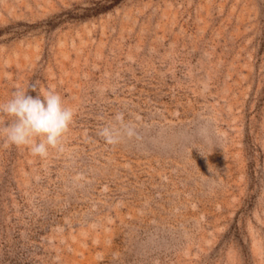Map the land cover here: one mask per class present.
I'll list each match as a JSON object with an SVG mask.
<instances>
[{"label":"rangeland","instance_id":"1","mask_svg":"<svg viewBox=\"0 0 264 264\" xmlns=\"http://www.w3.org/2000/svg\"><path fill=\"white\" fill-rule=\"evenodd\" d=\"M49 87L64 151L0 136V264H264V0H0V103Z\"/></svg>","mask_w":264,"mask_h":264},{"label":"clouds","instance_id":"2","mask_svg":"<svg viewBox=\"0 0 264 264\" xmlns=\"http://www.w3.org/2000/svg\"><path fill=\"white\" fill-rule=\"evenodd\" d=\"M38 86V82L33 83L31 88L36 90ZM39 92L40 95L34 98L24 89L17 88L11 99L0 103V116L11 118L10 123L0 127V136L4 138V146H24L33 156L45 158L50 148L64 151L62 138L75 113L53 88ZM97 135L107 143H115L108 126L99 128Z\"/></svg>","mask_w":264,"mask_h":264}]
</instances>
